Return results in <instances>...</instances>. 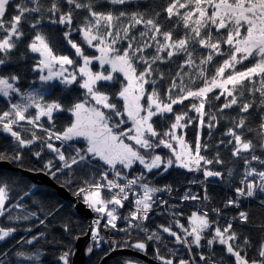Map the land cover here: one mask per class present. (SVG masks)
I'll return each mask as SVG.
<instances>
[{
	"label": "snow or ice",
	"instance_id": "obj_1",
	"mask_svg": "<svg viewBox=\"0 0 264 264\" xmlns=\"http://www.w3.org/2000/svg\"><path fill=\"white\" fill-rule=\"evenodd\" d=\"M105 2L111 7L101 11L97 8V0H52L47 9L41 0H0V67L13 61L12 54L31 30V39L26 47L28 52L39 57L33 67V71L40 73L39 80L45 84L58 80L65 87L78 84L84 90V99L77 98L67 104L59 100L48 101L38 91H22L18 74H0V97L7 102L6 107L0 109V133L10 136L16 145L11 156L0 153V162L19 164L24 158L23 150H31V154L41 160L46 148L54 154L53 157L43 163V168L30 171L42 172L54 179L62 173L71 176L74 166L91 164L93 160L102 162L111 170L114 178L104 171L99 180L95 177L84 180L72 194L89 210L106 218V228L110 226L111 229L126 233L128 238L122 243L111 242L110 251L130 248L146 252L149 241L159 245L163 237L160 232H150L143 222L149 219L155 203L154 195L170 189L167 186H150L143 172L129 179L123 169H133L138 163L147 173L154 170L167 172L174 165L188 171H200L202 162L204 165L213 163L201 155L199 136L193 149L182 135L177 134V130L189 126L192 118L188 117L187 112H175V105L191 101L187 107L197 114L201 127L205 126V116H208L209 128L214 126L212 121H217V116L206 112V105L211 106L221 97L224 100L218 108L220 112L234 106L241 113H249L253 108L260 111V124L256 133L258 143L246 139L244 132L235 130L252 131L250 127L246 128L247 118L244 116H240L226 132L232 138L228 143L234 144L232 155H248L244 157L247 166L245 179L241 180L244 187L235 189L237 199L227 200L225 207L238 208L239 198H253L257 191L264 193V170L251 166L253 162L264 165V158L255 154L257 147L264 153V0H166L162 7H152L151 11L148 7L143 10L140 8L146 0ZM127 5L135 6V10H127ZM45 12L51 14L47 17L49 23L65 29L63 39L74 50L75 57L82 61L81 64L75 58L57 52L50 37L40 29ZM78 12L85 13L80 22L75 19ZM161 17L174 22L165 28ZM74 32H79L83 44L94 48L99 55H87L82 44L72 38ZM125 42L126 46L117 47ZM148 49L154 51L145 55ZM26 55L21 53L19 59H24ZM174 57L180 61L177 65L179 71L172 77L162 96L156 84L158 80L165 79V75L158 63L167 64ZM93 61H98L104 70L94 71L91 67ZM106 65L108 68H105ZM70 68L76 70L69 71ZM116 74H121L127 83L120 87L114 98L104 88L106 84L117 83ZM147 85L152 86L151 90ZM117 99L123 101L122 111L116 103ZM57 113H68L72 117L63 130H56ZM165 114H171L174 120L167 129L161 131L154 118L164 119ZM125 115L127 120L111 123L114 116ZM128 121L131 127L114 131V128H120ZM125 139L133 143H125ZM80 140L85 141L86 146L76 147L70 143ZM172 141L179 145V151ZM37 142L39 150H33ZM160 148L170 150L175 159L157 154L156 150ZM67 149L72 151L66 154ZM215 162L223 163L218 158ZM118 165L121 168L118 169ZM65 170H68L67 173ZM203 175L205 179L223 178L220 171L206 168ZM248 177L254 179L248 181ZM69 183L70 180H67L61 186L65 187ZM137 186L142 195L136 191ZM130 194L134 199L130 200ZM190 198L198 199L195 195ZM204 198L207 199V196ZM184 199L189 197L185 195ZM9 200V186L0 182V217L9 222L39 218L35 212L13 216L12 209L23 210V206L19 203L9 206ZM126 201L134 204V210L122 217L119 209L125 207ZM212 211L217 216L221 215L220 209L213 208ZM120 219L127 222V227L118 228L117 221ZM237 220L246 224L249 214L240 211L221 226L218 220L209 218L207 211L203 214L193 212L187 227L178 220L174 221L183 235L174 231L171 225L158 227L173 237L175 243L186 247L189 255H192L193 248L204 247L202 241H205L210 250L217 244L223 246L226 254L234 258L233 264H264V240L258 247L259 259L250 260L246 249L251 241L244 237L242 243H238L240 234L233 229V221ZM40 223L44 224V220H40ZM93 224L91 240L99 247L100 241L104 239L99 231L100 219H96ZM260 227L264 228V225ZM133 229L144 232L145 239L131 242ZM17 231L10 224L0 226V242H5ZM26 231H31V228ZM42 236L43 233H40L27 240H18L17 243L34 245ZM93 250V246L89 245L86 254L90 255ZM109 250H106L105 255ZM155 252L160 264H193L191 260L174 261L161 255L158 246ZM74 254L71 248L61 253L58 256L60 264H72L70 257ZM211 254L215 255L214 251ZM6 255V252L0 253V256ZM14 255L30 264L40 260L38 252L28 249H18ZM198 255L200 261L215 264L203 253ZM0 264H5V261L0 259ZM124 264H136V261L126 260Z\"/></svg>",
	"mask_w": 264,
	"mask_h": 264
},
{
	"label": "trees",
	"instance_id": "obj_2",
	"mask_svg": "<svg viewBox=\"0 0 264 264\" xmlns=\"http://www.w3.org/2000/svg\"><path fill=\"white\" fill-rule=\"evenodd\" d=\"M19 2V0H16ZM52 0H41V3L45 9L50 7ZM166 3V0H146V3L140 5L141 10L145 7L149 8L151 11L152 7L159 9ZM67 9V6H64ZM110 5H108L105 0H97L98 10H107ZM127 10H135V6L127 5ZM45 19L40 25V29L46 33L54 46V49L65 55H69L77 60L78 64L81 61L78 57H75L74 50L71 49L70 45L63 39V32L65 29L58 24L49 23L47 17L51 15L45 12ZM85 15L83 12L76 13L75 19L80 22L81 18ZM161 22L164 24L165 28L171 26L173 21H166L161 17ZM179 34V33H178ZM77 42H80L87 55H95L86 44H83L82 38L79 32H74L73 37ZM31 39V30H29V35L24 37L21 41L18 49L12 55L14 57L13 61L6 66L0 67V74L3 73H15L20 76L19 87L22 91H30L37 87L38 73L33 71V67L38 60V57L27 50V43ZM125 44L117 45V47H124ZM154 49H148L145 55H150ZM21 53H26L24 59H19ZM219 59V58H217ZM179 59L174 57L172 61L167 64H159L158 67L164 73L165 79L158 80L156 87L160 90L163 96L167 86L170 84L172 77L175 75L179 68L177 67ZM91 67L94 71H97V65L92 64ZM155 67V66H154ZM72 70H76L72 68ZM104 69H102L103 71ZM212 69H210L211 71ZM185 71H191L185 69ZM117 83L116 84H106L104 90L109 92L114 98L116 93L119 91L120 87L125 83V80L120 74H116ZM187 79V78H186ZM179 83V81H177ZM151 90V85L146 86ZM175 94V93H173ZM43 95L46 100H59L63 103H70L71 101L79 99H84V90L79 88L78 84H73L69 87L61 86L58 84H46L43 89ZM224 98L221 97L220 101H214L211 106L206 105V112L214 113L217 116V121H212L213 127H207V122L209 117L205 116L206 124L204 127L199 125L197 119V114L190 110L191 101H185L184 105H175V112H187L188 117H191V123L188 127L182 129V135L185 141L190 147L195 148L197 137L199 136L200 143L202 145L201 155L205 156L207 159L212 160V164L204 165L201 163V170L197 171L196 175L193 177V173L178 168L171 167L167 172H159L154 170L152 173H147L140 169L139 167H134L130 171L126 172L131 176H139L142 172L145 174L147 181L150 186L154 187H169L172 189H178L170 200L165 205L164 209H158L153 205L152 211L149 213V219L144 221L143 224L146 226L150 232L156 231L160 232L163 240L159 245L155 241H149L146 252H143L148 257L157 260L155 249L158 246L160 249V254L173 258L174 261L180 259L191 260L193 264H208L206 261H200L198 253H203L205 256L209 257V260H214L215 264H233L234 258L226 254L223 246L214 245L213 249L210 250L205 244L202 248H193L192 255H189L188 249L181 244L174 242V238L163 233L158 227L159 225H171L173 230L182 233L179 228L175 226L174 221H179L181 224L188 226V218L193 212L198 214H203L204 211L209 213V218L212 220H218L220 225H225L232 217L237 216L240 211H245L249 214V221L246 224H241L238 220L233 221V229L240 234V240L238 243H242L244 237H248L251 241L250 246L247 247V256L250 260H257L258 257V247L262 240H264V200L263 196H256L254 201L249 199H239V207H225L227 200L237 199L235 196V189L237 187H244L241 184V172L245 167L244 157L248 154L242 153L240 157H234L232 151L234 144L228 143L232 138L226 135L227 130L233 127L234 122L239 119L240 116L247 118L246 128L250 127L252 131H246L244 129H235L237 132H244L246 139H252L254 143H258L257 131L260 124L261 112L257 109H250L249 113H241L237 107L231 109H225L223 112L218 111V108L222 105ZM144 102V101H143ZM142 102V103H143ZM118 107L122 109L123 101L116 100ZM7 102L0 97V109L6 107ZM107 111V110H105ZM56 120V130H63V128L70 122L72 117L68 113H57ZM124 119V117H113L111 123ZM158 121V128L163 131L170 126V123L174 120L171 114H165V118L160 117L154 118ZM43 122V121H42ZM128 123L122 124L120 128H114V131H120V129H126ZM43 135V133H38ZM57 145L60 142H55ZM76 147H83L82 143L73 142ZM207 145L206 148L203 146ZM67 148V146H65ZM16 150V145L12 141L10 136L0 133V153H5L11 156ZM33 150H39V142L33 145ZM72 150L67 149L66 154L70 153ZM24 158L17 164L16 162H8L11 166L20 168L22 170L30 171V169H41L43 168V163L52 158V156L44 149L43 156L41 160H37L32 154L31 150H23ZM157 154L162 155L165 158H172L170 152L167 149L160 148L156 150ZM256 155L264 157L257 147L255 151ZM223 161L222 164L216 163V159ZM22 165V166H21ZM252 166H255L253 163ZM212 171H220L223 173V178L221 177H208L205 179L203 175L204 169ZM260 168H263L262 165ZM109 170L104 167L100 162L93 160L91 164H81L79 166H74V171L71 176L66 174H58V178H51L57 185L61 186L65 184L67 180L70 183L64 188L73 195V191L80 187L84 180H91L95 177L97 180L101 178V173ZM68 170H65L67 173ZM34 172V171H30ZM124 172V171H123ZM125 173V172H124ZM192 177L197 185L190 187ZM0 182L7 183L9 186L10 200L8 202L9 206L19 203L23 206V210L19 208L12 209V215L23 216L26 212H35L39 217L38 219L33 218L27 221L21 220L19 222L12 221L9 222L5 218L0 217V226L16 227L18 231L5 242H0V253L6 252V256H0V259L5 261V264H30V262L23 261L20 258L15 257L14 253L19 250H32L33 252H38L40 260L36 264H60L58 256L64 251L71 248L74 251V243L76 237L83 236L89 229L87 227V220L82 216L78 215L75 211V204L72 202H64L60 199L56 192L46 186H37L32 184L29 179L22 176L18 171L0 169ZM27 193V195H25ZM185 195L189 199H184ZM197 196L198 199L192 200L191 196ZM74 196V195H73ZM207 196V199L204 197ZM130 200H132L130 198ZM134 207L133 203L126 201L125 207L119 209V214L127 216L128 213ZM213 208L221 210V215L217 216L215 212L212 211ZM176 213L177 215H173ZM94 217H99L100 215L93 214ZM40 220H44V224L40 223ZM105 218L100 221V235L104 238L100 241L99 247L94 244L93 252L91 256L86 260L84 264H99L104 256L110 252V244L112 241L122 243L126 238V233L120 232L111 227H105ZM118 228L127 227V222L123 219L117 221ZM67 226V230H65ZM31 228V231H26V229ZM43 233V236L34 245H25L23 243H17L18 240L30 239L33 235H39ZM207 235V234H206ZM131 242H136L137 240L145 239V233L132 230ZM190 239V238H189ZM107 241V242H106ZM130 249V248H125ZM107 254L105 255V252ZM134 250V249H133ZM214 251L215 255L211 252ZM242 255L244 253L242 252ZM71 258V257H70ZM126 260H135L136 264H146L142 260H139L130 256H115L108 259L104 264H124Z\"/></svg>",
	"mask_w": 264,
	"mask_h": 264
},
{
	"label": "water",
	"instance_id": "obj_3",
	"mask_svg": "<svg viewBox=\"0 0 264 264\" xmlns=\"http://www.w3.org/2000/svg\"><path fill=\"white\" fill-rule=\"evenodd\" d=\"M0 169L18 171L22 174V176L29 179L32 184L51 188L64 202L74 203V208L78 215L82 216L87 221L92 218V211L89 210L80 199L71 195L64 187L57 185L49 176L44 175L42 172H30L22 170L20 168L11 166L8 162H0ZM89 245H91L90 232L87 230L86 233L79 237V239H76L74 243L73 252L75 254L70 258L72 264H84L86 262V260L91 256V254H86V249ZM115 256H130L142 260L146 264H160V261L154 260L143 252H138L133 249H117L115 251H110L102 258L99 264H104L105 261Z\"/></svg>",
	"mask_w": 264,
	"mask_h": 264
},
{
	"label": "built area",
	"instance_id": "obj_4",
	"mask_svg": "<svg viewBox=\"0 0 264 264\" xmlns=\"http://www.w3.org/2000/svg\"><path fill=\"white\" fill-rule=\"evenodd\" d=\"M263 158H264V157H263ZM253 163L255 164V166H252V165H253V164H252V165H251L252 167L257 168L258 170H263V168H260L262 165H260V164H258V163H256V162H253ZM246 171H247V166L245 165L244 169H243L242 172H241V180H244V179H245V173H246ZM108 172H109V171H108ZM190 172L193 173V177H194V176L196 175V173H197V171H190ZM126 175H127V174H126ZM127 176H128L129 179L134 178L133 176H130V175H127ZM109 177H110V178H114V177L112 176V172H109ZM193 177H192V179H191V182L189 183V186H190V187H193V186L197 185V182L194 181V178H193ZM253 179H254L253 177H248V178H247L248 181H252ZM255 179L258 180V178H255ZM121 183H123V181H121ZM160 188H165V187H160ZM168 188H169V187H168ZM169 189H170V191H160V192H157V193L154 195L155 203H154L153 205H155L158 209H164L166 203L168 202V200H170V198L172 197V195H173L175 192L178 191V189H172V188H169ZM136 191H137L140 195H142V192H140L138 186L136 187ZM235 196H236V198H237V194H236V192H235ZM256 196H263V197H264V193H261V192L257 191L256 195H255L253 198H239V199H245V200L249 199L250 201H254V199H255ZM130 198H131V199H134V197H132L131 194H130ZM125 204H126V202H125ZM133 210H134V207L132 208L131 211H133ZM96 219H100V221H101V218H93V219H91V220L89 221V223L87 224V227H88L89 229H91V228H93V227L95 226V225L93 224V222H94ZM180 234L183 235V233H180ZM91 244L93 245L94 242L92 241Z\"/></svg>",
	"mask_w": 264,
	"mask_h": 264
},
{
	"label": "rangeland",
	"instance_id": "obj_5",
	"mask_svg": "<svg viewBox=\"0 0 264 264\" xmlns=\"http://www.w3.org/2000/svg\"><path fill=\"white\" fill-rule=\"evenodd\" d=\"M92 51H94V53H95V55L96 56H98L99 55V53H97L96 51H95V49L94 48H90ZM34 55H36L37 57H38V55L37 54H34ZM38 59H39V57H38ZM81 63H82V61H81ZM93 64H96L97 65V71H102V69L100 68V66H99V63H98V61H93ZM105 68H108V66L106 65L105 66ZM69 71H74V70H72V68H70L69 69ZM38 73V81H37V87L35 88V89H33V90H30V91H38L40 94H43V89H44V87H45V83H43V82H41L40 80H39V75H40V73L39 72H37ZM77 75H78V72H77ZM121 75V74H120ZM122 76V75H121ZM123 77V76H122ZM125 83H127V81H125ZM47 84H58V85H61V86H64L63 84H60L59 83V81L58 80H55V81H50V82H48ZM16 99H18V97L16 98ZM143 102V101H142ZM145 102V101H144ZM143 102V103H144ZM32 111H34V110H32ZM126 116V115H125ZM126 120H127V117H126ZM128 123V127H131V122L130 121H128L127 122ZM127 127V128H128ZM126 128V129H127ZM125 129V130H126ZM182 129H179V130H177V134L178 135H182ZM183 136V135H182ZM55 142H58V141H55ZM74 142H79V143H82V145H83V147L84 146H86V142L85 141H83V140H80V141H74ZM70 143H73V142H70ZM125 143H129V144H132L133 142L132 141H128L127 139H125ZM172 143L174 144V146L177 148V151H179V145H176V143H175V141H172ZM168 150V149H167ZM46 151L53 157V155L54 154H52V153H50L47 149H46ZM169 152H170V155H171V157H172V159L174 160L175 159V157H173L172 156V153H171V151L170 150H168ZM98 162H100V161H98ZM102 165H103V163L102 162H100ZM104 167H106L107 168V166L106 165H103ZM175 166V165H174ZM134 167H139L140 169H142L143 171H145L146 172V170L145 169H143V166L142 165H139L138 163L137 164H135L134 166H133V168ZM176 167V166H175ZM117 168L119 169V168H121V166L120 165H118L117 166ZM181 169H184V170H187V169H185V168H181ZM109 171H111V170H109ZM123 171L126 173V172H128V171H130L129 169H123ZM93 214H95V215H100V214H98V213H95V212H92ZM93 219V218H92ZM189 219V218H188ZM105 221H106V218H105ZM89 223V222H88ZM92 229V228H91ZM91 229H89V232L91 231ZM191 239V238H190ZM90 240H91V232H90ZM91 243H92V240H91ZM92 245V244H91ZM93 247H94V244L92 245Z\"/></svg>",
	"mask_w": 264,
	"mask_h": 264
}]
</instances>
